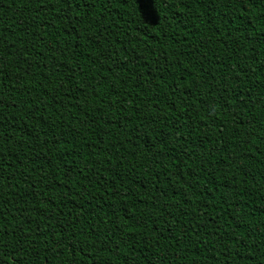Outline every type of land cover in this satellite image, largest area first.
<instances>
[{
	"label": "trees",
	"instance_id": "16d2710c",
	"mask_svg": "<svg viewBox=\"0 0 264 264\" xmlns=\"http://www.w3.org/2000/svg\"><path fill=\"white\" fill-rule=\"evenodd\" d=\"M0 264H264V0H0Z\"/></svg>",
	"mask_w": 264,
	"mask_h": 264
}]
</instances>
